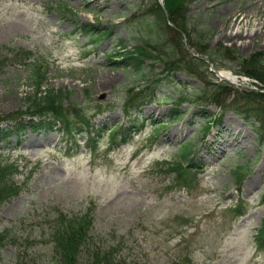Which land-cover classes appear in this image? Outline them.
<instances>
[{"label": "rangeland", "instance_id": "obj_1", "mask_svg": "<svg viewBox=\"0 0 264 264\" xmlns=\"http://www.w3.org/2000/svg\"><path fill=\"white\" fill-rule=\"evenodd\" d=\"M147 4L0 0V123L14 113L28 118L34 97L41 100L51 89L64 93L66 108L54 131L28 129L1 143L0 160L14 163L22 188L0 208V230L8 228L18 240L0 248V264H17L21 244L32 263L52 264L54 245L44 237L48 215L89 208L93 234L117 243L116 255L127 264H264L258 247L264 126L247 117L259 100L239 99L245 93L239 87L264 92L261 82L234 74L243 65L232 56L216 61L235 80L206 70L192 58L209 57L191 48L186 35L177 50L184 53L171 57L175 73L157 85L150 80L164 64L150 77L114 64L120 45L133 50L143 40L137 20ZM187 12L212 36L211 46L228 47L242 59L264 56V0H189ZM87 25L96 32H86ZM178 37L168 36L181 43ZM37 69L42 87L36 86ZM142 86L155 96H142ZM181 95L185 99L174 102ZM228 122L240 126L245 147L223 146ZM132 125L137 130L127 144L117 147L106 131L94 151L88 147L90 131L116 126L122 132ZM122 140L118 134L116 141ZM184 144L189 163L201 166L190 172L195 181L189 187L180 186L172 169ZM239 208L247 213L237 217Z\"/></svg>", "mask_w": 264, "mask_h": 264}, {"label": "trees", "instance_id": "obj_2", "mask_svg": "<svg viewBox=\"0 0 264 264\" xmlns=\"http://www.w3.org/2000/svg\"><path fill=\"white\" fill-rule=\"evenodd\" d=\"M141 4L144 0H140ZM165 6L163 7L158 0H150V6L147 4L142 12V18L137 20L140 27L141 35L143 40L135 45L134 49H129L127 45H120L122 51H117L114 56L121 57V60H112L114 64H123L126 67L132 68L135 75L140 77L152 76L153 72L158 68V64H164V70L160 72V75L156 79H151L153 84H157L163 79L170 77V75L175 73L174 65L171 64V57L174 52L178 54H183V50H179L183 47V36H187L188 44L191 48L196 49L200 54H204L209 57V59L217 66V58H237L242 66V69H235L234 72L237 74H243L261 82L260 87L264 89V56L262 54L252 55L248 59H242L232 53V50L228 47L223 49L217 48V46H211L210 41L212 36L209 35L208 31L201 28L200 24L191 20L187 12V4L189 0H164ZM169 21L174 22V26L169 24ZM87 27L90 28L89 25ZM86 30V28H85ZM91 33L92 27L90 28ZM177 36L181 38V43L179 39L173 41L169 39L168 36ZM150 38H155L152 43ZM213 47L217 49L213 50ZM112 59V57H110ZM193 60L199 61L200 65H205V69H208V64L204 59L195 57ZM3 63V59L1 60ZM36 76V86H43L44 74H38V69L34 70ZM206 86L202 91L198 92L196 97V103L200 98V95L207 94ZM243 91L244 96H240L239 99H255L257 98L258 104L255 106H249L248 110L251 112L247 117H255L257 122L262 123L264 126V92L245 89L239 87ZM141 89V88H139ZM143 92L142 96L148 97L150 94L146 89H141ZM42 93V91H41ZM200 94V95H199ZM63 92H58L57 90L51 89L45 93L44 97L39 100L37 97L31 101L32 105L29 106V113L32 115H38L39 117L47 116L46 119L29 122H15L9 126L0 127V143L2 141L8 140V138L13 134L21 135L23 131L30 127L34 130L47 128L53 129L56 121L63 119L65 116L66 108L62 106ZM183 95L175 101L183 100ZM185 98V97H184ZM168 100L171 97L167 98ZM238 98L236 100H239ZM166 100V99H165ZM31 104V103H30ZM42 104L44 106H42ZM247 112V110H244ZM243 112V113H244ZM2 118H0L1 121ZM131 129V128H130ZM129 129V130H130ZM135 131V130H133ZM123 135V140L117 143L118 146L122 143H126L130 140L126 130L121 132L117 127L110 129V135L113 142L116 141L118 134ZM104 136V130H99V132L93 135L91 132L89 134L88 147L93 151L96 149V144L99 138ZM92 143V144H91ZM186 144L183 145L181 151V160L179 164L172 166V169L178 174L177 182L180 186L189 187L195 181V175H191L196 167H201L199 164L189 163V153L185 152ZM1 156V153H0ZM187 163V167L185 164ZM189 163V164H188ZM17 172V167L9 159L4 158L0 160V208L2 204L9 200L12 196L17 195L22 188V185L17 184L14 175ZM189 175V178L186 176ZM237 209L236 211L243 215L244 211ZM46 231L44 237L45 242L49 243L51 246L54 245V253L50 262L52 264H127L123 259L116 255L118 251V244L107 242L105 238L101 236H95L92 232L93 230V218L91 215V209L87 210L82 214H66L64 212H58L53 214L46 222ZM16 233V232H15ZM264 233V231H263ZM32 238L31 236H28ZM20 240L22 237L19 238ZM38 241L37 238H33ZM18 243L17 238L12 235V231L7 229L0 230V248L7 245ZM18 249V261L17 264H34L24 253V244ZM259 249L264 250V238L262 237L259 242Z\"/></svg>", "mask_w": 264, "mask_h": 264}, {"label": "bare ground", "instance_id": "obj_3", "mask_svg": "<svg viewBox=\"0 0 264 264\" xmlns=\"http://www.w3.org/2000/svg\"><path fill=\"white\" fill-rule=\"evenodd\" d=\"M105 2H106V0H105ZM219 77L220 78L228 77V78H231L232 80H235V78H236L231 73H228L227 71H224V70H220ZM100 88H101V86H100ZM154 113H156V112H154ZM2 126H6V125L1 123L0 127H2ZM225 126L227 127V130L229 132L228 133L229 138L227 137V139L223 142V146H229V143H233L235 145L245 147V143H244V137L245 136L243 134H241V130L238 131L240 129L239 128L240 126L238 124H236V126H234L233 122H230V123L228 122ZM220 132H223V131L220 130ZM257 183H258V180L254 178V179H252V181L249 182V186L254 187Z\"/></svg>", "mask_w": 264, "mask_h": 264}, {"label": "water", "instance_id": "obj_4", "mask_svg": "<svg viewBox=\"0 0 264 264\" xmlns=\"http://www.w3.org/2000/svg\"><path fill=\"white\" fill-rule=\"evenodd\" d=\"M213 71L218 72L217 69L213 68Z\"/></svg>", "mask_w": 264, "mask_h": 264}]
</instances>
